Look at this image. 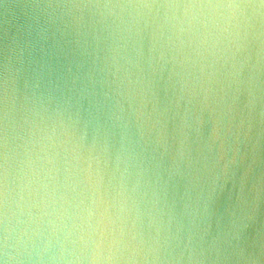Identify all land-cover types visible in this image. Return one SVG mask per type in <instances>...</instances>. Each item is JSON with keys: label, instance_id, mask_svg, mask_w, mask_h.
Returning a JSON list of instances; mask_svg holds the SVG:
<instances>
[{"label": "water", "instance_id": "95a60500", "mask_svg": "<svg viewBox=\"0 0 264 264\" xmlns=\"http://www.w3.org/2000/svg\"><path fill=\"white\" fill-rule=\"evenodd\" d=\"M0 264H264V0H0Z\"/></svg>", "mask_w": 264, "mask_h": 264}]
</instances>
